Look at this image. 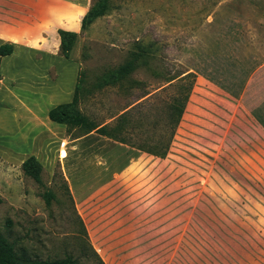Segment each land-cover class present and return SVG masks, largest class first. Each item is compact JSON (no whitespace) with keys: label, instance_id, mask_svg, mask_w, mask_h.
<instances>
[{"label":"rangeland","instance_id":"374dc122","mask_svg":"<svg viewBox=\"0 0 264 264\" xmlns=\"http://www.w3.org/2000/svg\"><path fill=\"white\" fill-rule=\"evenodd\" d=\"M106 1L107 12L76 33L69 53L82 80L78 109L108 125L128 110L124 137L134 147L63 131L45 153L51 141L39 129L16 132L19 116L8 120L0 107V233L39 261L93 264L86 239L104 264H196V251L220 239L194 228L195 209L207 224L233 228L242 219L243 228H264V0ZM82 13L59 24L77 29ZM139 49L131 71L106 83ZM184 72L194 75L186 79L192 89L166 155L135 149L165 140L164 105L179 91L165 81ZM28 150L51 158L41 185L20 169Z\"/></svg>","mask_w":264,"mask_h":264},{"label":"crops","instance_id":"0c3cea01","mask_svg":"<svg viewBox=\"0 0 264 264\" xmlns=\"http://www.w3.org/2000/svg\"><path fill=\"white\" fill-rule=\"evenodd\" d=\"M80 8L83 16L88 9V1L0 0V45L12 46V53L0 59V104L4 106L3 113L8 120L13 121L16 114L19 116L18 128L14 124L16 132L39 129L38 135L51 141L64 131L63 125L48 120L47 111L71 100L76 65L59 56L57 30L78 33L80 24L77 29H67L59 22H64L66 16ZM64 72L70 78L66 77L65 82L60 83ZM67 83L68 96L59 101ZM261 101L263 104L264 99ZM23 102L24 108L21 106ZM17 105L23 110L19 109L16 113ZM25 113L30 114L32 119L27 120ZM5 127L6 123L0 117V129L6 131ZM51 128H54L53 131ZM51 143L45 145V148L49 147L45 153L52 148ZM46 155L40 159L39 153L28 150L19 158V163L33 156L45 168L44 163L51 160L50 157L45 158ZM195 212L194 228H203L201 234L208 241L215 233L220 239L218 247L207 243L200 252L196 251L197 256L201 257L196 264H264V228H243L240 225L247 224L242 219L232 222L233 228L221 224L219 227L207 224L210 220L204 219L198 209Z\"/></svg>","mask_w":264,"mask_h":264},{"label":"trees","instance_id":"16d2710c","mask_svg":"<svg viewBox=\"0 0 264 264\" xmlns=\"http://www.w3.org/2000/svg\"><path fill=\"white\" fill-rule=\"evenodd\" d=\"M108 10L107 1L106 0H94L90 4L89 8L82 16L80 20V30L82 31L87 26L94 21L96 18L104 15ZM58 35V54L65 60L69 59V53L71 52L73 45L76 41L77 34L74 32L57 30ZM12 53V46L9 44L0 45V59L4 56L10 55ZM143 51L138 50L131 55L129 61L125 62L121 66H119L114 72L109 73L105 76L106 83L114 84L119 82L124 78V76L131 71L134 61L137 57L142 55ZM80 73L78 71L75 83L73 86V92L71 96V100L67 103L58 104L47 111V118L50 122L55 124H60L64 126V132L67 137L71 140L78 139L83 137L89 133H96L101 137H105L107 139L113 140L117 143L128 145L134 147L128 140V138L124 137L126 134V130L124 129V118L128 110L123 111L122 113L116 115L115 119H117L116 123L113 125L108 124H96L92 120H90L86 115L82 114L78 109V92L81 86L82 80ZM194 75L191 73H180L177 76L172 78H168L165 81L166 86L171 85L173 82H178L175 85V88L178 91V94L173 96L171 101L167 102L164 106V125H165V140L160 142L159 139L156 141L152 140L146 146H135V149L148 154L150 156L162 159L169 148L175 130L180 121L181 115L184 111L186 102L189 97V93L192 89V80L186 81L188 78H193ZM0 107H4L0 104ZM20 169L22 174L30 178L33 182L38 185H41L40 174L43 171V167L41 164L35 159L33 156H29L24 159L20 163ZM62 178V176H61ZM63 186L67 191L69 199L71 201V196L66 187V182L63 180ZM52 195L49 192H45L42 194V199L47 205L49 203V199ZM1 203V199H0ZM76 220L80 225L81 233L86 238V234L83 229V224L81 219L77 214H75ZM9 222L6 221V225ZM85 252V255L91 258L93 264H104L97 253L93 250V248L89 245V243L85 239V246L82 249ZM0 264H79L78 261L72 259L71 257H64L62 259L57 260H46L39 261L29 259L25 256V252L23 250H15L14 245L9 243L6 238L0 233Z\"/></svg>","mask_w":264,"mask_h":264}]
</instances>
